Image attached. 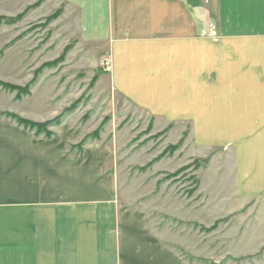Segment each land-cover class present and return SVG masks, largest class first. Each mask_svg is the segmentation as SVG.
I'll list each match as a JSON object with an SVG mask.
<instances>
[{
    "label": "rangeland",
    "instance_id": "rangeland-1",
    "mask_svg": "<svg viewBox=\"0 0 264 264\" xmlns=\"http://www.w3.org/2000/svg\"><path fill=\"white\" fill-rule=\"evenodd\" d=\"M186 2L214 57L228 52L221 75L198 82L244 85L239 94L253 104L248 91L264 85V13ZM63 9L58 0H0V119L69 154L91 145L118 198L146 215L181 264H264V126L233 125L216 112L205 118L201 102L222 106L224 92L198 93L192 119L185 111L168 120L132 100L114 86L107 46L81 43L62 23Z\"/></svg>",
    "mask_w": 264,
    "mask_h": 264
},
{
    "label": "crops",
    "instance_id": "crops-1",
    "mask_svg": "<svg viewBox=\"0 0 264 264\" xmlns=\"http://www.w3.org/2000/svg\"><path fill=\"white\" fill-rule=\"evenodd\" d=\"M58 2L62 23L81 43L107 46L114 86L132 100L168 120L185 111L192 119L198 93L224 92L222 106L201 102L205 118L216 112L235 119L233 125L264 126V85L248 91L255 94L248 104L240 95L249 89L244 85L214 90L212 80L198 82L213 71L221 75L228 52L214 57L213 40L198 36L204 25L186 0ZM214 2L219 12L247 4L255 16L264 13V0ZM189 94L192 102L181 106ZM25 131L0 119V264H181L146 215L129 212L118 198L115 179L104 174L91 145L69 154L61 142L34 143Z\"/></svg>",
    "mask_w": 264,
    "mask_h": 264
},
{
    "label": "trees",
    "instance_id": "trees-1",
    "mask_svg": "<svg viewBox=\"0 0 264 264\" xmlns=\"http://www.w3.org/2000/svg\"><path fill=\"white\" fill-rule=\"evenodd\" d=\"M25 123H26V125H31L29 122H25V121H22V120H20V119H18V124H20V125H25Z\"/></svg>",
    "mask_w": 264,
    "mask_h": 264
},
{
    "label": "built area",
    "instance_id": "built-area-1",
    "mask_svg": "<svg viewBox=\"0 0 264 264\" xmlns=\"http://www.w3.org/2000/svg\"><path fill=\"white\" fill-rule=\"evenodd\" d=\"M105 65H108V62H106V64Z\"/></svg>",
    "mask_w": 264,
    "mask_h": 264
}]
</instances>
